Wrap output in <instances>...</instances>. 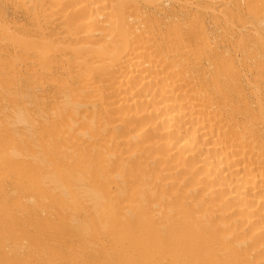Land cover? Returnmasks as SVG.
<instances>
[{"label": "bare ground", "instance_id": "bare-ground-1", "mask_svg": "<svg viewBox=\"0 0 264 264\" xmlns=\"http://www.w3.org/2000/svg\"><path fill=\"white\" fill-rule=\"evenodd\" d=\"M0 264H264V0H0Z\"/></svg>", "mask_w": 264, "mask_h": 264}]
</instances>
